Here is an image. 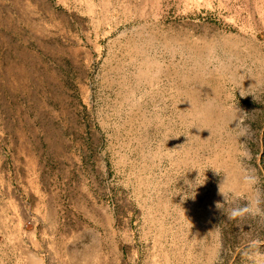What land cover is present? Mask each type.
I'll list each match as a JSON object with an SVG mask.
<instances>
[{"label": "rangeland", "instance_id": "obj_1", "mask_svg": "<svg viewBox=\"0 0 264 264\" xmlns=\"http://www.w3.org/2000/svg\"><path fill=\"white\" fill-rule=\"evenodd\" d=\"M249 170L264 0H0V264H250Z\"/></svg>", "mask_w": 264, "mask_h": 264}, {"label": "clouds", "instance_id": "obj_2", "mask_svg": "<svg viewBox=\"0 0 264 264\" xmlns=\"http://www.w3.org/2000/svg\"><path fill=\"white\" fill-rule=\"evenodd\" d=\"M239 117L233 121H236L235 128L238 129V135L243 138L242 143H245V147L241 152V156L244 159H251V151L246 146V139L250 133V126L244 125L243 120L246 118V113L238 109ZM243 182L249 188H256L254 196L249 199L243 205H236L228 210L224 209V205L228 202L227 196L224 192L221 194L224 197L225 203H217V209L223 210L228 221H234L238 219H243L247 216L251 217H261L264 219V190L257 188L259 184V177L254 173V171L249 170L247 174L243 177ZM264 245V240H261L258 236L256 238H250L244 247L240 250L243 255L247 257L250 264H264V252H261V246Z\"/></svg>", "mask_w": 264, "mask_h": 264}, {"label": "bare ground", "instance_id": "obj_3", "mask_svg": "<svg viewBox=\"0 0 264 264\" xmlns=\"http://www.w3.org/2000/svg\"><path fill=\"white\" fill-rule=\"evenodd\" d=\"M29 251H30V250H29ZM34 255H35V254H34ZM29 257H32V256L29 255ZM34 258H36V257L34 256ZM31 259H33V258H31ZM34 260H35V259H34ZM34 260H33V261H34ZM36 260H37V259H36ZM41 261H42V260H41ZM35 262H36V261H35Z\"/></svg>", "mask_w": 264, "mask_h": 264}]
</instances>
